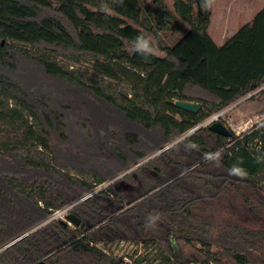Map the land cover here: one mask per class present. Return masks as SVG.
<instances>
[{
  "label": "trees",
  "instance_id": "16d2710c",
  "mask_svg": "<svg viewBox=\"0 0 264 264\" xmlns=\"http://www.w3.org/2000/svg\"><path fill=\"white\" fill-rule=\"evenodd\" d=\"M202 3L0 0V264H124L98 245L121 240L179 264H264V120L243 138L200 127L96 191L107 180L102 163L120 173L264 85V6L219 44ZM176 21L188 27L167 43ZM141 34L156 55L133 51ZM66 118L85 126L84 142L67 135ZM148 134L158 140L147 149ZM217 150L218 165L204 159ZM234 164L248 175H229ZM74 203L79 225L53 218L33 230ZM150 214L159 216L153 227Z\"/></svg>",
  "mask_w": 264,
  "mask_h": 264
},
{
  "label": "rangeland",
  "instance_id": "374dc122",
  "mask_svg": "<svg viewBox=\"0 0 264 264\" xmlns=\"http://www.w3.org/2000/svg\"><path fill=\"white\" fill-rule=\"evenodd\" d=\"M152 1L153 0H141L144 8H147L148 5H152ZM163 1L170 8L173 7L174 0H163ZM263 6H264V0H214V4L210 8L212 11L211 25L209 28L210 34L212 35V37L215 39L216 42L218 43L225 42L242 25L249 22L253 18L254 14ZM187 27L188 26L185 23L181 21H176L173 29L163 32L164 40L167 43H174L182 35L183 31ZM87 65H88L87 62H81L80 64V66L82 67ZM93 76L101 81H104L105 83L109 82L117 88H121L122 86V88H126L130 92L129 86L127 84L120 86V84H118L117 82L111 81L110 79L101 76L99 74H93ZM199 94L195 93L193 95L197 96ZM217 114H220L218 118L230 130L235 132V134H237L240 138H243L245 134L249 133L252 130L255 123H259L262 120H264V85L256 89L255 91L250 92L249 94L242 97L237 102L229 105L222 111L212 114L209 118L203 121L200 124V126L207 127L210 124L209 119ZM117 115H119L118 116L119 121L125 126L127 130L142 132V130H139V128L133 126L129 121H127L122 114H117ZM66 123L68 124L67 135L71 136L73 141H75L76 143L84 142L85 136L83 132H86L84 130L85 126H83L81 123H76L75 121H72L71 119L68 118H66ZM194 131L195 130H190L186 134L176 135L173 141L168 142L166 146L170 147L183 141V139H185L186 136L190 135ZM14 135H15L14 133H11V136ZM147 136L148 137H146L147 141L144 145V148L148 149L153 141L158 140V138H155V136L158 135L148 134ZM5 137H6L5 134L1 133L0 141L4 140ZM128 148L129 145L125 143L124 145V151L126 152L125 154H127V156L129 157H132ZM164 148L159 150L157 149L156 151L149 154L147 158L136 162L135 164H133L132 166H130L129 168L125 169L120 173L118 171L119 169L116 170V166L114 164L110 162L102 163L101 169L103 170V174L107 178V180L104 183L99 184L96 188V191L108 187L111 183L122 178L125 174L133 172L149 158H153L161 154V152L165 150ZM67 171L73 175L76 174L74 170H72V168L67 169ZM185 172L187 171H184L182 174H184ZM90 195H92V193L87 194L80 200H83ZM228 201L229 200L226 199L223 202V205L218 206L219 212L216 213L217 218L221 219L228 217L229 214L228 212H226V208H227L226 204L229 203ZM75 204L76 203L69 205L63 209L55 211L52 217L40 223L38 226L33 228V230L42 225H45L53 218H60L62 221L66 220L67 214L70 213V209ZM63 210H65V212H63ZM68 225L74 226L73 223H69ZM98 245L104 248L105 251L111 254L112 256H115L116 258H122L124 264H137L136 260L140 261L139 264H179L177 262H174V259L172 260L167 259L166 253H164L159 247L153 245H145L142 243L138 244L129 240H121L114 243H110L108 245L99 243ZM187 264H193V263L190 262ZM195 264H199V263H195ZM211 264H215V263H211Z\"/></svg>",
  "mask_w": 264,
  "mask_h": 264
},
{
  "label": "clouds",
  "instance_id": "9594fccd",
  "mask_svg": "<svg viewBox=\"0 0 264 264\" xmlns=\"http://www.w3.org/2000/svg\"><path fill=\"white\" fill-rule=\"evenodd\" d=\"M118 2L122 5L124 3V0H118ZM213 4H214V0H203L202 7L204 8V10H208L213 6ZM101 10L106 13L110 11L107 5H101ZM133 51L139 53L144 58H148L150 56L156 55L158 49L152 44V41L149 37H146L145 35L141 34L136 36L134 39ZM190 147H195V145H191ZM221 156H222V150H217L214 153H205L204 159L208 161H215L217 162L218 165ZM257 162H261V158L258 157ZM239 163H243V161H240ZM229 175L238 178H245L248 175V173L244 168L240 167L239 164H234L229 169ZM158 219H159L158 215L150 214L146 218L147 226L153 227Z\"/></svg>",
  "mask_w": 264,
  "mask_h": 264
},
{
  "label": "water",
  "instance_id": "95a60500",
  "mask_svg": "<svg viewBox=\"0 0 264 264\" xmlns=\"http://www.w3.org/2000/svg\"><path fill=\"white\" fill-rule=\"evenodd\" d=\"M176 107L181 108L183 110L189 111V112H198L202 109V104L196 101H184V100H176V101H171ZM218 116L220 114H217ZM201 126H197L195 128H193L192 130H196L198 128H200ZM209 129L213 132H215L216 134L222 135V136H226L229 137L232 135V131L219 119L216 118V120H214L212 123H210L208 125ZM169 148V146H166L164 149ZM63 222L68 225L69 223H73L75 225H79L80 224V219L72 212L68 213L66 216V220H63ZM28 233H25L23 236L27 235ZM21 236V237H23ZM21 237H19L18 239H20ZM18 239H16L15 241H17ZM15 241L7 244L5 247H8L9 245H11L12 243H14Z\"/></svg>",
  "mask_w": 264,
  "mask_h": 264
},
{
  "label": "built area",
  "instance_id": "2783aa9c",
  "mask_svg": "<svg viewBox=\"0 0 264 264\" xmlns=\"http://www.w3.org/2000/svg\"><path fill=\"white\" fill-rule=\"evenodd\" d=\"M216 118H218V115H215L214 117L210 118L209 123H212ZM65 210H63V212H65Z\"/></svg>",
  "mask_w": 264,
  "mask_h": 264
},
{
  "label": "crops",
  "instance_id": "0c3cea01",
  "mask_svg": "<svg viewBox=\"0 0 264 264\" xmlns=\"http://www.w3.org/2000/svg\"><path fill=\"white\" fill-rule=\"evenodd\" d=\"M218 43V42H217ZM219 44H222V43H219Z\"/></svg>",
  "mask_w": 264,
  "mask_h": 264
}]
</instances>
